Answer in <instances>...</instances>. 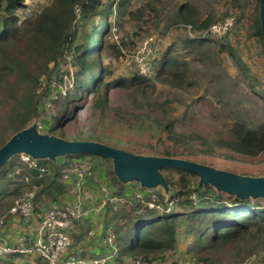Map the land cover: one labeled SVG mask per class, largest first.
Here are the masks:
<instances>
[{
    "label": "trees",
    "instance_id": "16d2710c",
    "mask_svg": "<svg viewBox=\"0 0 264 264\" xmlns=\"http://www.w3.org/2000/svg\"><path fill=\"white\" fill-rule=\"evenodd\" d=\"M23 1L0 0V108L5 112V117L0 122V132L3 134L0 146L12 134L30 125H35L42 135H57L67 140H94L107 144L103 133H97L94 127H87L83 123L88 120V115L103 122L112 117V110H119L111 102L110 89L119 87L138 95L144 93L145 87L150 85L145 76L136 72L128 78L119 76L109 81L108 67H99L100 63H96L100 57L99 51L108 50L117 56L125 55L128 48L125 41L109 40L111 24L106 20V14L115 6H118L120 12L119 6L127 0H110L114 3H109L108 0H50L35 16L18 23L15 10L23 5ZM152 12L154 14L147 21L159 16L158 12ZM195 16L196 11L190 5L181 3L175 11L173 23L176 26L194 23L199 27H209L214 23L213 17L201 20L195 19ZM93 17L101 23V28L94 32L97 41L93 43L95 42L97 49L91 50L92 44L89 46L87 43L80 47L75 44V38L80 24ZM249 35L255 38V42L247 43V47L257 43L264 54L259 11L252 21ZM231 36L235 40L238 34L226 33L220 42V48L230 51V54L235 55L234 60L241 63L243 59L237 54L238 51L235 52L233 44L229 42V47L226 45ZM72 46L77 51L72 63L77 66L72 78V91L71 88L58 89L51 99V108L46 110L42 101L51 91L52 81L56 80L57 75L53 71L60 68L61 60ZM157 54L153 59L156 71L154 77L171 85L182 86L185 69L178 68L180 64L177 57H172L166 48ZM158 59L160 61L156 66ZM96 67L100 76L92 79V76L95 77L92 73ZM85 74L92 75L87 84L83 78ZM59 80L61 81V77ZM143 96L140 94V99ZM140 99L136 95L131 98V111L126 112L121 121L135 129L148 128L156 132L158 145L150 148L154 152L152 155L183 158L186 155L206 154L247 164H257L262 160L264 122L258 127L238 124L234 135L205 133L193 126L181 128L178 118L184 116L179 117L168 110V106L164 104L168 99L154 108V103H141ZM76 103H80V106L73 108L72 105ZM40 120L45 123L42 129L38 124ZM80 125L84 129L79 128ZM18 156L17 165L14 160H9L0 168V235H4L6 223L13 218L9 209L14 204L13 197L19 195L20 188L24 190L20 197L34 190L32 201L37 212L41 211L40 207L43 205H65L63 200L66 198V182L70 181L72 185L78 178L72 170L80 164H86L88 173L99 162L103 167L100 169L101 173L109 178V187H106L109 194L124 200L115 209V204L111 202L105 207L108 208L107 213L112 214L111 218L107 217L109 222L106 228L113 232L117 250L110 256L112 251L102 242L105 230H102V238L97 246L87 245V242L81 244V241L92 237L90 228L93 225H86L85 222L79 230L75 228L71 232L73 241L68 250L83 262L90 259L88 251L96 249L98 254L94 257H109L105 264L125 263L136 258L149 263L156 260L158 264H175V259L169 261L166 253L174 249L179 228L184 224L187 225L184 231L194 232L198 238L205 237L204 245L198 248L194 257L207 264L220 261L219 257L206 254L210 249L217 250L226 247L230 242L238 243L246 241L247 238L264 241V196L239 197L209 183L204 184L195 173L186 169L165 168L162 174L166 185L158 183L148 187L141 185L138 180L121 181L115 173L113 159L97 154L79 152L53 159L33 158L38 167L27 169L24 167L25 161ZM16 167L19 170L15 173ZM39 167L45 168L42 176H39ZM131 181L137 183L133 184L138 186V190L143 187L148 188V191H140V196L135 193L133 195V188L131 190L128 187V182ZM6 202L3 208L2 204ZM148 203L153 205L149 206ZM17 216L23 217L21 213ZM87 217L85 214L77 220L76 227L78 222L87 221ZM191 249L189 246L188 250ZM0 264L49 263L45 257L33 253L0 256Z\"/></svg>",
    "mask_w": 264,
    "mask_h": 264
},
{
    "label": "rangeland",
    "instance_id": "374dc122",
    "mask_svg": "<svg viewBox=\"0 0 264 264\" xmlns=\"http://www.w3.org/2000/svg\"><path fill=\"white\" fill-rule=\"evenodd\" d=\"M49 2L50 0H24L23 5L15 10L18 23L23 19L35 16ZM108 2L114 3L110 0ZM259 2L260 0H127L119 6L121 13L118 6L112 7L111 5L112 10L106 14V20L111 24L109 40L117 42L123 40L128 48L124 56H117L108 50L99 51L100 57L96 63H100L99 67H108L110 75L107 80L113 81L119 76L128 78L134 72L139 74V69L145 67L146 62L149 61V73L139 75L145 76L150 85L145 87L144 93L138 95L132 91H124L119 87H115L114 90L110 89L111 102H114L119 110H112V117L106 118L103 122H98L96 117L88 115V120L83 122L85 126L94 127L97 133H103L107 138V144L136 154H154L150 148L158 145L156 132L148 128L135 129L121 121L123 115L131 111V98L136 95L137 99H140L139 95L141 94L144 96L140 102L150 101L154 103L153 108L159 107L158 104L168 99L164 103L168 106V110L173 111L179 117L184 116L178 118L181 128L193 126L205 133L220 132L234 135L235 127L238 124H244L246 127H258L264 122V54L257 43L250 48L247 47V43L255 42V38L249 33L252 21L257 17L259 11ZM181 3H187L196 11L195 19L203 20L213 17L214 23L212 22L213 24L209 27H199L194 23L176 26L173 23L175 11ZM152 11L158 12L159 16L156 15L147 21L148 17L154 14ZM236 20L238 21L236 22ZM100 24L95 17L80 24L75 44L81 47L88 43L89 46L92 44L91 50L95 49L97 46L93 41H97V35L94 32L100 30ZM232 32H236L238 37L234 40L231 36L226 45L229 47V42L233 44V49L235 52L238 51L237 54L243 59L241 63L234 60L235 55L230 54V51L220 48V42L224 39V35L226 33L229 35ZM89 34L90 38L88 39ZM146 37H149L147 43L144 42ZM150 46L153 52L149 55ZM165 48L169 49L172 57H177L180 64L178 68L185 69V81L182 86L171 85L154 77L156 71H154L153 59L157 52L160 53ZM68 52L61 60L60 68H55L53 71L57 75L56 80L52 81L51 91L42 101L46 110L51 108V99L56 95L58 89H70L72 86V78L77 70V66L72 63L77 51L72 46ZM159 61L160 59L156 61V66ZM92 74H95V77L91 74L83 76L86 84L91 78H99L100 73H98L97 67ZM90 76L92 77L90 78ZM77 106H80V103L72 105L73 108ZM4 114L1 107L0 122L4 119ZM47 118L48 116L45 115L46 120L49 119ZM43 119L41 118V120ZM41 120L38 121V124L42 129L45 123ZM79 128L84 129L81 125ZM2 138L3 134L0 132V142ZM17 154L12 155L8 161L14 160L17 165L18 155H20ZM183 158L240 175L264 176V154L261 155L262 160L257 164L233 162L206 154L186 155ZM24 164L27 169V163ZM102 168L100 163L96 162L93 170L85 174L84 178L80 180L77 178L72 185L67 183L66 198L64 199L70 202L79 196L70 205L79 203L88 210L87 215L95 217L97 224L94 233L98 230H105L109 222L107 217L111 218L112 216L107 213L106 206L102 211L94 212L99 206V200L102 201L104 198L103 187H109V178L105 173H101L100 169ZM18 170L19 168L16 167L15 173ZM133 183L137 184L133 181L128 182V187L131 190L133 188V195L135 193L140 196L141 192L148 191V188L143 187L138 190V186ZM23 192V188H20L19 195H15L13 200L19 198ZM115 197L118 198V202L113 207L114 209L124 201ZM97 201L98 205H96ZM143 203L146 202L143 201ZM6 204L7 202L2 204L3 208ZM116 217L118 218V215ZM12 221L17 223V227L9 230L11 235L18 234V231L19 234L28 233L30 227L32 228L37 223L36 218L30 222H23L19 216L12 218ZM8 226L9 224L6 223V229ZM186 228L187 225H181L174 249L166 253L169 261L196 259L194 253L204 245L205 237L198 238L196 233L184 231ZM92 241L88 244H91ZM85 242L86 240H83L81 244H85ZM91 246L94 247L97 244ZM189 246L192 248L191 250H188ZM91 251H88L90 254L88 258L91 259L88 261L101 258V255L94 257L98 254L96 249ZM206 254L220 258V261L215 264H264V241L247 238L246 241L238 243L230 242L226 247L217 250L210 249Z\"/></svg>",
    "mask_w": 264,
    "mask_h": 264
},
{
    "label": "water",
    "instance_id": "95a60500",
    "mask_svg": "<svg viewBox=\"0 0 264 264\" xmlns=\"http://www.w3.org/2000/svg\"><path fill=\"white\" fill-rule=\"evenodd\" d=\"M259 20L264 37V0L259 2ZM79 152L112 158L115 173L123 182L138 180L143 186L150 187L158 183L165 186L162 170L179 168L195 173L204 184L209 183L239 197L264 196V176L240 175L185 158L136 154L94 140H67L55 135H42L35 125L12 134L0 146V168L16 153H25L36 159H53Z\"/></svg>",
    "mask_w": 264,
    "mask_h": 264
},
{
    "label": "built area",
    "instance_id": "2783aa9c",
    "mask_svg": "<svg viewBox=\"0 0 264 264\" xmlns=\"http://www.w3.org/2000/svg\"><path fill=\"white\" fill-rule=\"evenodd\" d=\"M149 37L144 39L147 43ZM149 55L152 54V48ZM150 64V62L148 61ZM146 62L145 67L139 69V74H148L149 65ZM20 158L25 161L29 167H38L37 163L33 161L34 159L25 154L21 153ZM39 176H42L45 168L39 167ZM88 166L80 164L78 167L74 168L72 171L77 174L78 179L84 178L83 176L87 173ZM104 198L102 201L99 200V207H105L108 202L116 204L118 198L109 195L107 189L103 187ZM33 192H26L22 196L14 200L13 206L9 209V213L13 215V218L17 217L18 213L23 215V222H30L36 218L37 223L34 226V235L30 237L28 233H23L22 235L11 239L4 235H0V256L4 257L11 254H33L37 253L45 257L49 264H105L108 261V256H103L98 260L83 262L80 258L76 257L74 254L68 252L69 247L72 243L71 232L76 228V221L81 219L82 216L88 211L86 208L81 206L79 203L75 205H70L66 203L61 204H51L46 207L43 214L37 217V211L35 210L32 198ZM152 206L151 203H148ZM115 206V205H114ZM15 216V217H14ZM2 220H0V223ZM91 233V232H90ZM91 235V234H90ZM102 242L106 244L112 251L110 256L116 253V247L114 245V235L110 228H106L104 231V236ZM118 264H158L156 260L143 261L140 258L131 259L125 263ZM175 264H207L202 260H196L194 258H187L175 261Z\"/></svg>",
    "mask_w": 264,
    "mask_h": 264
},
{
    "label": "crops",
    "instance_id": "0c3cea01",
    "mask_svg": "<svg viewBox=\"0 0 264 264\" xmlns=\"http://www.w3.org/2000/svg\"><path fill=\"white\" fill-rule=\"evenodd\" d=\"M70 181H68V182H66V184L67 183H69ZM77 198H79V196L77 197ZM76 198V199H77ZM75 199V200H76ZM75 200H73V201H65V200H63V202L64 203H68V204H70V203H73ZM79 201H80V199H79ZM80 202H82V201H80ZM96 205H98V201H97V204ZM46 207L47 206H45V205H43L42 207H40L41 208V211L39 210V213H38V215H37V217L40 215V214H43V212L45 211V209H46ZM104 207H99V206H97V208L94 210V212H100V211H102V209H103ZM99 209V210H98ZM98 217L100 216L99 214L97 215ZM88 220L87 221H80V222H78V224H77V227L76 228H78V230L80 229V227H81V225L82 224H84L85 222H87L86 223V225H93L91 228H90V234L92 235V237L91 238H87L86 239V242H87V244L91 241V240H93L92 241V243L90 244V245H92V244H97V243H100V241H101V238H102V236H100V234L102 233V230H98V231H96V233H94V228L96 227V219H95V217L93 216V215H90V214H88ZM8 224H9V226H8V228L6 229V228H4V232H3V234H4V236H6V237H9V238H11V239H14V238H16L17 236H18V234L20 233L19 231H18V234H13V235H11V233L9 232V230L10 229H12V228H14V227H17V223H14L12 220H10V221H8L7 222ZM22 223V222H21ZM21 223H20V225H21ZM35 226V225H34ZM34 226L31 228L30 227V231L28 232V234H29V236L30 237H32L33 235H34ZM18 229H19V226H18ZM92 231H93V233H92ZM72 241H73V238H72Z\"/></svg>",
    "mask_w": 264,
    "mask_h": 264
}]
</instances>
